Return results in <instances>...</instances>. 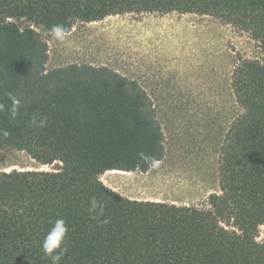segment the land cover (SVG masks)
I'll use <instances>...</instances> for the list:
<instances>
[{
	"label": "trees",
	"instance_id": "16d2710c",
	"mask_svg": "<svg viewBox=\"0 0 264 264\" xmlns=\"http://www.w3.org/2000/svg\"><path fill=\"white\" fill-rule=\"evenodd\" d=\"M170 12L214 16L263 50L231 71L239 110L224 131L219 192L205 206L132 199L103 183L107 171H147L164 156L153 102L106 65L47 70L49 45L35 28ZM9 93L20 101L15 118ZM0 105V147L61 163L0 172V264H52L41 245L58 218L69 229L59 264H264V0H0ZM93 197L102 215L89 213Z\"/></svg>",
	"mask_w": 264,
	"mask_h": 264
},
{
	"label": "rangeland",
	"instance_id": "374dc122",
	"mask_svg": "<svg viewBox=\"0 0 264 264\" xmlns=\"http://www.w3.org/2000/svg\"><path fill=\"white\" fill-rule=\"evenodd\" d=\"M47 39L46 69L69 63L106 65L135 79L149 94L165 136L164 156L147 171L105 172L101 180L123 196L205 206L219 192L224 131L239 108L230 89L239 57L263 58L248 32L211 15L124 13L77 21L57 40ZM25 151L0 147V172L54 170ZM256 240L264 242V224Z\"/></svg>",
	"mask_w": 264,
	"mask_h": 264
},
{
	"label": "clouds",
	"instance_id": "9594fccd",
	"mask_svg": "<svg viewBox=\"0 0 264 264\" xmlns=\"http://www.w3.org/2000/svg\"><path fill=\"white\" fill-rule=\"evenodd\" d=\"M64 28L60 25H55L50 29L51 34L54 36L57 40L63 39V33ZM8 98L11 101L12 108H11V117L15 118V116L18 113V108L20 105V101L18 98H16L13 94L9 93ZM3 108V105H0V109ZM32 123L35 124L38 127L44 126V121H40L37 123L36 119L33 118ZM4 136H8V132L3 133ZM97 210H99L100 215L103 214V207L100 204L99 201L95 197H93L90 201L89 206V213H97ZM95 218V216H93ZM107 223V221H104ZM69 229L67 227V223L63 218H58L54 221L53 226L48 231V233L45 235L44 240L42 241V250L46 256H49L51 258L52 264H59V261L61 260L63 254L66 252V249L62 247L65 238L67 236Z\"/></svg>",
	"mask_w": 264,
	"mask_h": 264
},
{
	"label": "bare ground",
	"instance_id": "6f19581e",
	"mask_svg": "<svg viewBox=\"0 0 264 264\" xmlns=\"http://www.w3.org/2000/svg\"><path fill=\"white\" fill-rule=\"evenodd\" d=\"M107 172H118V173H126L127 171H122V170H111V171H107Z\"/></svg>",
	"mask_w": 264,
	"mask_h": 264
}]
</instances>
